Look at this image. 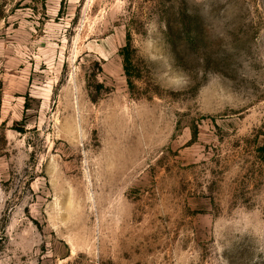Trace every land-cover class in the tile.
<instances>
[{
    "label": "rangeland",
    "instance_id": "374dc122",
    "mask_svg": "<svg viewBox=\"0 0 264 264\" xmlns=\"http://www.w3.org/2000/svg\"><path fill=\"white\" fill-rule=\"evenodd\" d=\"M0 264H264V0H0Z\"/></svg>",
    "mask_w": 264,
    "mask_h": 264
},
{
    "label": "trees",
    "instance_id": "16d2710c",
    "mask_svg": "<svg viewBox=\"0 0 264 264\" xmlns=\"http://www.w3.org/2000/svg\"><path fill=\"white\" fill-rule=\"evenodd\" d=\"M121 54L123 56L125 74L129 78V76H130V69L132 68V59H131V55H130V43H127L122 48Z\"/></svg>",
    "mask_w": 264,
    "mask_h": 264
}]
</instances>
